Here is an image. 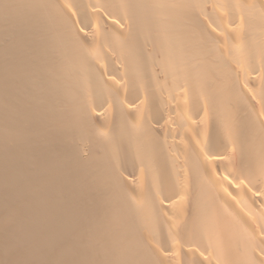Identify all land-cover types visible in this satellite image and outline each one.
<instances>
[{
    "label": "bare ground",
    "instance_id": "obj_1",
    "mask_svg": "<svg viewBox=\"0 0 264 264\" xmlns=\"http://www.w3.org/2000/svg\"><path fill=\"white\" fill-rule=\"evenodd\" d=\"M0 264H264V0H0Z\"/></svg>",
    "mask_w": 264,
    "mask_h": 264
}]
</instances>
